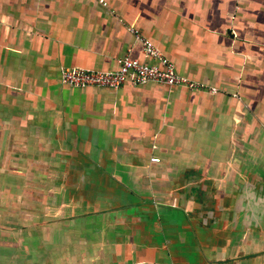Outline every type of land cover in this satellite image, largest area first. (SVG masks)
<instances>
[{"label": "crops", "instance_id": "obj_1", "mask_svg": "<svg viewBox=\"0 0 264 264\" xmlns=\"http://www.w3.org/2000/svg\"><path fill=\"white\" fill-rule=\"evenodd\" d=\"M103 2L0 0V264H264V0ZM126 26L217 93L60 83Z\"/></svg>", "mask_w": 264, "mask_h": 264}, {"label": "built area", "instance_id": "obj_2", "mask_svg": "<svg viewBox=\"0 0 264 264\" xmlns=\"http://www.w3.org/2000/svg\"><path fill=\"white\" fill-rule=\"evenodd\" d=\"M94 1L105 6L103 0ZM125 28L139 44L143 58L150 60V63L139 62L125 54L117 60L115 71L95 72L83 68H63L59 74L60 83L73 89L103 88L109 90H116L125 83L134 86L155 83L169 89L183 88L188 91L217 93L216 88L178 75L173 64L148 40L135 29L128 26ZM149 161L158 163L159 160L150 158Z\"/></svg>", "mask_w": 264, "mask_h": 264}]
</instances>
